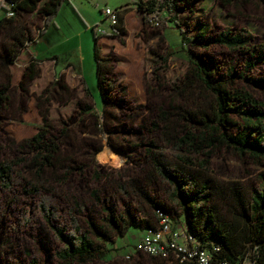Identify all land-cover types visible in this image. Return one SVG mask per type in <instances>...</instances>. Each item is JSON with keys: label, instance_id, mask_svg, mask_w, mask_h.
Returning <instances> with one entry per match:
<instances>
[{"label": "rangeland", "instance_id": "1", "mask_svg": "<svg viewBox=\"0 0 264 264\" xmlns=\"http://www.w3.org/2000/svg\"><path fill=\"white\" fill-rule=\"evenodd\" d=\"M65 2L67 4L61 11L59 9L55 22L50 23L40 36L39 29L44 25L42 15L39 12L19 13V17L28 23L30 38L9 66L10 82L17 92L0 118V158L17 157L15 143L38 132L44 126V113L47 112L52 121V134L58 135L67 122L61 158L66 163L72 158L70 162L76 164L68 183L59 186L55 195L59 213L57 223L68 224V210L74 197L87 203L80 212L84 228L88 227L90 218L103 221L104 203L110 204L116 212H125L129 206L138 220L155 219V205L150 201L135 192L124 195L119 191L118 185L131 176L145 182L154 200L165 203L173 220L178 222L184 216L181 204L169 196L166 184L150 175L148 170L149 160L145 154L148 140L155 134L159 140L157 148L164 150L172 161L178 163L180 160L177 149L166 143L161 132L151 130L152 121L160 106L180 108L181 111L206 108L210 97L200 90V85L191 84L182 91L179 89L188 79L190 68L185 47L215 63L218 66L216 74L224 73L228 80L229 68L233 67L236 75L229 82L230 88L247 89L264 102V0H252L241 6L223 4L221 0H182L184 8L180 10V16L188 35L199 29L200 20L211 24L212 38L226 28L242 31L248 38L252 35L248 47L239 49L216 41L207 48L186 43L174 22H169L166 27L156 20L145 23L138 8L133 5L122 7L128 8L123 21L125 32L120 37L104 36L101 39L102 52L110 58V76L113 78L106 113L103 93L98 86L93 25L96 24L97 30L99 27L109 30L112 26L102 8L94 2L82 7L68 0ZM5 14L6 9L1 7L0 17ZM3 33L0 31V42ZM33 54L42 59L33 58ZM35 59L40 72L28 83L29 94H20L18 89L24 72ZM249 60L256 64L248 69ZM243 72L246 76H239ZM61 82L68 88H62ZM79 101L93 103L98 115L82 112ZM176 117L185 121L180 115ZM233 118L236 121L233 128L237 130L243 119L238 115ZM111 148L123 156L102 162L99 153L109 152ZM113 159L121 162L112 164ZM210 165V175L217 180L239 182L246 203L254 189L262 187L264 165L248 156H239L232 149L222 147L211 158ZM94 168L100 172V177L93 173ZM22 182L18 176L10 190L0 184V264H27L32 255H37L41 264H61L57 257L61 241L39 211V196L24 192ZM94 187L100 189L102 203L92 198ZM214 194V202L222 216L231 218L237 200L230 194L227 197L221 192ZM144 230L145 227L131 226L125 235H115L117 249L85 263L74 264H150L147 257H142L143 253L134 248Z\"/></svg>", "mask_w": 264, "mask_h": 264}, {"label": "trees", "instance_id": "2", "mask_svg": "<svg viewBox=\"0 0 264 264\" xmlns=\"http://www.w3.org/2000/svg\"><path fill=\"white\" fill-rule=\"evenodd\" d=\"M9 1L13 3L15 14L13 16L5 14L0 17V31L4 32L0 42V73L3 74H0V77L3 76L0 79V118L17 92L10 82L9 66L19 54L21 46L30 38L28 23L19 17V13L39 12L42 15L44 26L39 29L40 36L50 23L55 22V16L65 0ZM221 1L223 4L233 3V5L241 6L252 0ZM182 3V0H139L137 5L143 13L145 23L156 20L158 24L166 27L169 22H174L180 28L186 43L192 42L207 48L212 41H216L235 49L248 47L247 44L252 35L248 38L242 31L233 32L231 28H226L212 38L211 24L201 20L199 29L193 35H188L187 29L183 28V20L180 16V10L184 8ZM1 7L6 10L8 8L7 4L0 1ZM127 10V7L118 9V20L106 33L99 32L95 28L96 24L93 25L98 86L104 97V113L107 112L106 107L112 95L113 78L110 76L112 70L110 58L102 52L101 39L104 36L120 37L125 32L123 21ZM185 51L189 54L190 68L188 79L179 89L182 91L191 84L200 85V90L206 91L210 99L207 101L206 108H200L199 111L189 108L181 111L180 108L169 109L160 106L156 118L152 121L151 130H159L166 143L177 149L176 155L180 161L178 163L172 161L164 150L157 148L159 140L154 134L148 140L146 147L148 170L150 175L160 178L166 184L169 196L179 201L184 217L193 232L204 242L211 239L221 242L222 249L217 252L219 258L227 259L231 264H240L249 244H257L260 248L257 264H264V177L262 187L255 188L246 203L241 194L239 182L219 181L209 172L211 158L222 147L232 149L239 156H248L264 165V102L247 89L230 88L229 82L236 75L233 67L229 68L230 79L228 80L224 78V73L216 74L218 66L215 63L196 54L189 47H185ZM29 54L32 53L29 52ZM53 57L56 58V56ZM33 58L37 59L35 55ZM164 58L167 59L168 56ZM36 59L27 65L18 89L20 94H29L28 83L33 81L40 72ZM255 64L256 61L249 60L247 68ZM239 76L244 77L246 73H240ZM60 86L68 88V85L63 82ZM78 103L82 112L91 111L92 114L98 115L93 103L83 101ZM176 115L182 116L185 121H179ZM234 115L243 119V123L237 130L233 128L236 123ZM43 121L44 126L38 132L15 143L17 157L0 158V184L10 190L14 188L19 176L24 183L23 191L28 195L39 196V211L55 236L61 241V247L57 250V257L61 264L85 263L93 260L117 249L114 244L115 235H125L131 226L146 228L158 224L159 216L156 208L163 207L168 210V206L163 202L155 201L146 183L133 176L118 185L119 191L124 195L135 192L150 201L155 205V219L145 217L138 220L131 207L128 206L125 212H116L110 204L104 203L102 204L105 212L103 221L90 218L87 220L88 227L84 228L80 220V212L87 203L74 197V203L68 210V224L57 223L55 220L59 213L55 195L59 186L62 187L63 184L68 183L76 164L70 162L72 158L68 159L67 163L61 158L67 122L66 127H63L58 135H54L51 133L52 121L47 112L44 113ZM1 154L2 145L0 144V156ZM98 156L102 162H108V159L115 157L110 152L104 151ZM115 158L118 159V157ZM120 162L113 159L110 163L119 164ZM18 165H21V168L18 169ZM93 173L101 176L95 168ZM215 191L221 192L222 196L226 195V197L230 194L237 200L233 205L231 218H224L219 211L214 202ZM91 196L97 203L103 202L98 187L91 189ZM138 252L143 253L142 257H147L150 264H177L165 257L144 251ZM142 259L145 261L144 258ZM27 264H41V262L37 255H32Z\"/></svg>", "mask_w": 264, "mask_h": 264}, {"label": "built area", "instance_id": "3", "mask_svg": "<svg viewBox=\"0 0 264 264\" xmlns=\"http://www.w3.org/2000/svg\"><path fill=\"white\" fill-rule=\"evenodd\" d=\"M0 1L8 6L6 14L13 16L15 14L13 3L9 0ZM102 11L111 26L117 22L118 8L104 5ZM109 30L103 27L98 28V31L102 33ZM156 212L159 216L158 224L145 228L134 246L136 251L165 257L177 264H231L227 259L219 258L217 255V252L222 249L221 242L214 239L204 242L192 231L184 216L175 222L170 211L163 207H157ZM259 255V246L249 244L240 264H257Z\"/></svg>", "mask_w": 264, "mask_h": 264}, {"label": "crops", "instance_id": "4", "mask_svg": "<svg viewBox=\"0 0 264 264\" xmlns=\"http://www.w3.org/2000/svg\"><path fill=\"white\" fill-rule=\"evenodd\" d=\"M139 0H71L69 3L73 4H77L78 6L82 7V5H86V3H95L96 6H98V8H102L104 4H107V5H110V6H114V8H118V9H122V7L126 6V5H133L135 8H138V5H137V2ZM67 4L65 1L62 3V5L60 6V11H61V8ZM70 5V4H69ZM67 7V6H66ZM139 10V9H138ZM58 14V12H57ZM56 14V15H57ZM44 26V25H43ZM42 26V28H43ZM48 27V26H47ZM35 56L37 58L38 55L35 54ZM54 58V57H53ZM39 59H42V58H39ZM56 61H57V57H56ZM66 68V67H65ZM64 68V69H65ZM63 70V69H62ZM76 70V69H75ZM78 71V70H77Z\"/></svg>", "mask_w": 264, "mask_h": 264}, {"label": "bare ground", "instance_id": "5", "mask_svg": "<svg viewBox=\"0 0 264 264\" xmlns=\"http://www.w3.org/2000/svg\"><path fill=\"white\" fill-rule=\"evenodd\" d=\"M113 148H111V150L109 149V152L112 154V155H114L115 157H120V155H121V153L120 152H118V151H116V149L115 150H112Z\"/></svg>", "mask_w": 264, "mask_h": 264}, {"label": "clouds", "instance_id": "6", "mask_svg": "<svg viewBox=\"0 0 264 264\" xmlns=\"http://www.w3.org/2000/svg\"><path fill=\"white\" fill-rule=\"evenodd\" d=\"M121 161H122V163H123V158H121Z\"/></svg>", "mask_w": 264, "mask_h": 264}]
</instances>
